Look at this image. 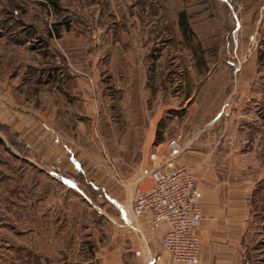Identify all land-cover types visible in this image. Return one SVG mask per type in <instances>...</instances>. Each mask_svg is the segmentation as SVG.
Here are the masks:
<instances>
[{"label": "rangeland", "instance_id": "rangeland-1", "mask_svg": "<svg viewBox=\"0 0 264 264\" xmlns=\"http://www.w3.org/2000/svg\"><path fill=\"white\" fill-rule=\"evenodd\" d=\"M171 138L235 163L264 264V0H0V264H125Z\"/></svg>", "mask_w": 264, "mask_h": 264}, {"label": "crops", "instance_id": "crops-1", "mask_svg": "<svg viewBox=\"0 0 264 264\" xmlns=\"http://www.w3.org/2000/svg\"><path fill=\"white\" fill-rule=\"evenodd\" d=\"M14 125L18 128L13 131L12 139L17 141L20 128ZM175 140L178 151L174 163L191 170L194 186L200 193V220L191 228V234L198 239V253L193 264H242L245 246L243 234L246 230L245 180L236 170L235 163L213 158L214 146L196 143L192 138L185 142ZM160 145L158 143L156 148ZM147 164L146 160L145 166ZM149 186L150 181L144 178L136 181L133 189L143 191ZM121 204L120 218L133 236L128 239L132 242V250H124L120 260L125 264H176L166 258L161 250L165 225L151 222L148 212L132 222L127 205Z\"/></svg>", "mask_w": 264, "mask_h": 264}, {"label": "built area", "instance_id": "built-area-1", "mask_svg": "<svg viewBox=\"0 0 264 264\" xmlns=\"http://www.w3.org/2000/svg\"><path fill=\"white\" fill-rule=\"evenodd\" d=\"M177 151L178 143L171 138L164 149L147 152L148 164L141 174L150 181V186L133 192L129 213L132 220L148 212L151 222H162L166 228L160 242L164 256L172 263L193 264L198 239L191 234V228L200 220V193L194 186L191 170L174 163Z\"/></svg>", "mask_w": 264, "mask_h": 264}, {"label": "trees", "instance_id": "trees-1", "mask_svg": "<svg viewBox=\"0 0 264 264\" xmlns=\"http://www.w3.org/2000/svg\"><path fill=\"white\" fill-rule=\"evenodd\" d=\"M179 24H180V27H181V30H182V32L184 33L185 31H188V26H187V24H186V22H185V20L183 19V17H182V14H180V16H179ZM12 142H11V145L12 146H17V144H15V141L14 140H11ZM15 146V147H16ZM78 177L79 176H83V174L79 171L78 172ZM77 177V176H76ZM76 179V178H75ZM76 181V182H75ZM74 182L77 184V186L79 187V188H81L79 185H80V181H79V179H76ZM84 183L88 186V187H90L91 189H94L95 190V187L93 186V184L91 183V182H89V181H84ZM82 189V188H81ZM83 190V189H82ZM247 253H248V248L246 247V246H243V254H245V258L243 259V263L242 264H249V262H248V259H247Z\"/></svg>", "mask_w": 264, "mask_h": 264}]
</instances>
